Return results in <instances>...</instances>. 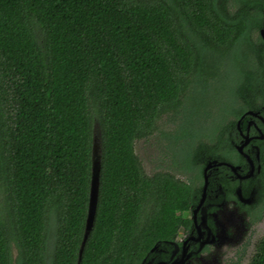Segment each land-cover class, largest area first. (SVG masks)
<instances>
[{"label":"trees","instance_id":"16d2710c","mask_svg":"<svg viewBox=\"0 0 264 264\" xmlns=\"http://www.w3.org/2000/svg\"><path fill=\"white\" fill-rule=\"evenodd\" d=\"M263 12L264 0H0V264H78L94 133L79 264H141L188 228L196 154L236 160V122L264 108ZM156 134L192 180L146 174L135 144ZM260 164L264 177V143ZM249 264H264V235Z\"/></svg>","mask_w":264,"mask_h":264},{"label":"flooded vegetation","instance_id":"af4514ba","mask_svg":"<svg viewBox=\"0 0 264 264\" xmlns=\"http://www.w3.org/2000/svg\"><path fill=\"white\" fill-rule=\"evenodd\" d=\"M258 112L256 117L246 116L239 125V120L236 122L231 141L236 160L196 154L202 164L201 179L191 183L196 196L188 211L190 224L180 228L174 240L156 244L141 264L250 263L264 235V177L260 164L264 108ZM261 230L262 236L254 242Z\"/></svg>","mask_w":264,"mask_h":264},{"label":"rangeland","instance_id":"374dc122","mask_svg":"<svg viewBox=\"0 0 264 264\" xmlns=\"http://www.w3.org/2000/svg\"><path fill=\"white\" fill-rule=\"evenodd\" d=\"M256 38V34L253 33L252 40ZM161 130L163 134L165 132L170 133L176 129L174 125H166L163 124L161 126ZM179 144V143H178ZM168 142L164 139L163 135L156 134L152 139L148 141H140L135 144V153L140 159L144 171L147 175H152L158 171H165L172 173L178 179L189 182L190 177L192 178V174H185L178 169L177 165L172 163V157L170 152L167 150ZM197 147V145H195ZM179 164V162H178ZM263 234V230L258 232L256 238H254V242L259 239ZM250 256L253 253V247L250 248ZM14 254L15 250L13 251ZM249 258H246V262Z\"/></svg>","mask_w":264,"mask_h":264},{"label":"water","instance_id":"95a60500","mask_svg":"<svg viewBox=\"0 0 264 264\" xmlns=\"http://www.w3.org/2000/svg\"><path fill=\"white\" fill-rule=\"evenodd\" d=\"M260 34L262 38L264 39V12H263V27L260 30ZM258 115H259L258 111L257 112L248 111L239 120L238 125L241 123L242 119H244L246 116L256 117ZM261 119L263 118L261 117ZM238 151L239 152L241 151V147L238 148ZM100 160H101L100 139H99V136L94 133L93 144H92V159H91L92 163H91V182H90V190H89V203H88L87 218H86V223H85L84 238L81 243L80 250H79L78 264L81 259L84 244L92 229L94 219H95L97 201H98V193H99L98 190H99V178H100Z\"/></svg>","mask_w":264,"mask_h":264}]
</instances>
